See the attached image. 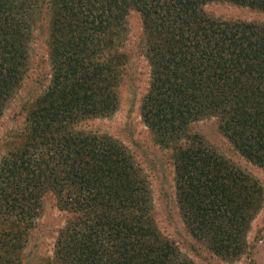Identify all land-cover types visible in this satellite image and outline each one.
<instances>
[{"label":"trees","instance_id":"trees-1","mask_svg":"<svg viewBox=\"0 0 264 264\" xmlns=\"http://www.w3.org/2000/svg\"><path fill=\"white\" fill-rule=\"evenodd\" d=\"M209 1L0 0V118L42 14L52 62L49 85L0 158V250L21 247L51 192L71 216L44 264H185L156 227L125 147L73 126L116 108L127 58L120 38L136 10L151 67L140 116L172 150L179 211L217 254L243 251L262 186L187 128L216 117L239 153L264 167V24L213 18ZM221 1L264 10V0Z\"/></svg>","mask_w":264,"mask_h":264},{"label":"rangeland","instance_id":"rangeland-1","mask_svg":"<svg viewBox=\"0 0 264 264\" xmlns=\"http://www.w3.org/2000/svg\"><path fill=\"white\" fill-rule=\"evenodd\" d=\"M203 9L216 19L264 24V10L256 7L214 0L207 2ZM48 20L46 14L39 16L23 41L24 65L0 118V158L14 140L9 135L23 127L27 109L32 108L36 98L50 83L52 62ZM125 27L120 47L127 58L117 87V106L104 115L80 118L73 125L74 131L105 135L125 147L147 189L150 213L156 227L173 244L178 258L185 264H264V167L239 153L221 132L216 117L202 118L189 124L187 131L190 134H199L217 153L258 180L263 189L261 204L245 234L243 251L228 257L217 254L204 239L195 237L184 221L176 198L172 150L154 139L140 116L151 67L145 53L143 21L138 11L128 12ZM37 213L32 227L23 231L25 236L21 247L14 253L0 250V264H44L53 260L56 237L71 214L58 207L51 192L42 197Z\"/></svg>","mask_w":264,"mask_h":264}]
</instances>
